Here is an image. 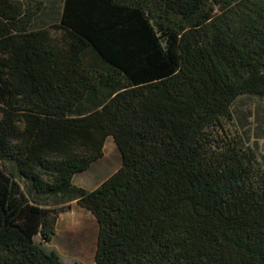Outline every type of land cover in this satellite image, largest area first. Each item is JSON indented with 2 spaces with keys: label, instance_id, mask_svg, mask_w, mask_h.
Here are the masks:
<instances>
[{
  "label": "trees",
  "instance_id": "trees-1",
  "mask_svg": "<svg viewBox=\"0 0 264 264\" xmlns=\"http://www.w3.org/2000/svg\"><path fill=\"white\" fill-rule=\"evenodd\" d=\"M167 6L0 0V264H67L49 246L71 201L94 264H264V162L232 127L264 99V0H207L182 32ZM111 137L120 167L77 185Z\"/></svg>",
  "mask_w": 264,
  "mask_h": 264
},
{
  "label": "rangeland",
  "instance_id": "rangeland-1",
  "mask_svg": "<svg viewBox=\"0 0 264 264\" xmlns=\"http://www.w3.org/2000/svg\"><path fill=\"white\" fill-rule=\"evenodd\" d=\"M207 0H168L167 9L153 11L154 18L176 32L186 28L185 18L200 10ZM211 5L198 20V24L217 12ZM234 130L244 135L264 162V99L241 97L233 109ZM121 165V154L111 137L105 145V156L92 170L75 177V183L87 189L96 187ZM59 212L57 236L49 246L61 255L67 264H94L98 246L99 224L96 217L76 201L53 206ZM40 241V237H37Z\"/></svg>",
  "mask_w": 264,
  "mask_h": 264
}]
</instances>
